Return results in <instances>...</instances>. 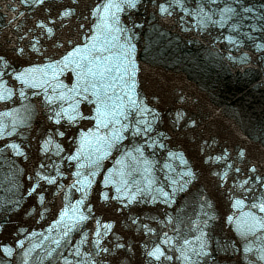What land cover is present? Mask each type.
Instances as JSON below:
<instances>
[{"label":"water","instance_id":"95a60500","mask_svg":"<svg viewBox=\"0 0 264 264\" xmlns=\"http://www.w3.org/2000/svg\"><path fill=\"white\" fill-rule=\"evenodd\" d=\"M102 2L106 0H76V4L73 0H45L43 5L33 0H0V56L9 61L8 68L0 62V79L14 93L0 101V114L11 113L0 115V122L12 132L0 140V244L15 250L11 256L0 250V264H25V259L27 264H66L65 258L70 264L77 260L90 264L83 253L96 251L92 242L97 220L101 226L111 224L108 234L101 235V245L110 251L92 257L100 264L105 260L107 264H264L258 259L264 250V229L254 225L248 215L255 212L257 217H264V213L251 208L250 195L243 205L233 207L242 191L234 185L252 175L248 169L253 163L258 167L256 174H264V47H258L264 45V0H183V6L172 4L171 15L161 14L158 4L172 0H137V7H124L117 13L119 21L114 27L121 31L90 41L86 37L93 34L91 25L98 17L90 16L89 10ZM198 5L218 23L201 24V17L196 15ZM225 6L232 12L224 13L222 20L220 9ZM65 7H75L76 11L68 18L58 17V10ZM41 19L54 26L51 36L40 35L35 25ZM81 24L87 27L81 29ZM228 36L233 39L229 41ZM33 37L39 40V52L30 47L35 42ZM85 44L87 49L82 47ZM77 45L81 46L80 53L66 66L60 63ZM19 48L24 49L22 56L16 52ZM89 61L112 71L103 79L86 76ZM33 66L37 70L31 76L40 86L25 85L15 78V72ZM93 85L126 110L121 123H152L151 139L144 145L147 137H134L126 130L116 147L108 149L98 143L86 146L80 160L84 167L79 170L85 176L92 171L96 175L84 204L78 207L89 219L62 237L70 222L61 219L60 210L82 196L68 187L76 179L72 173L77 171V162L66 157L78 145L53 136L47 152L41 147L56 128L66 131V136H78L81 130L97 126L95 119H79L71 125L67 119L60 125L49 119L62 109L69 115L79 112L94 116L97 104ZM86 87L87 93L83 91ZM21 90L24 96H20ZM84 95L94 102L85 101ZM46 96L60 99L49 103ZM129 99L137 101L140 108L147 105L148 114L135 115ZM177 113L185 118L179 123ZM111 131L100 129L101 135ZM12 142L20 145L21 155L4 148ZM57 143L64 149L59 156ZM137 146L144 148L142 157L135 152L124 155ZM225 148L228 156L215 160ZM240 148L245 149V157L238 155ZM105 151L108 154L101 156ZM169 152L176 155L169 156ZM98 157L99 167L90 166L89 160ZM41 163L47 166L45 175H56L52 165L65 174L55 185L39 181L37 191L30 195L28 190L37 184L35 172ZM235 168L241 172L236 173ZM189 170L194 177L187 175ZM121 172L131 173L123 177L133 185L129 192L141 189L135 201L129 202L117 191L122 187ZM225 172L228 179H221ZM105 175L115 183L105 186ZM161 189L169 197H164ZM100 192H107L109 199L101 200ZM262 192L264 188H255V196ZM145 224L155 231L145 230ZM248 228L253 230L244 235ZM165 233L170 243L161 246L173 259L153 261L147 251ZM85 236L88 242L80 243ZM57 239L60 245L53 243ZM18 240L23 241L22 246L17 245ZM117 244L124 247H114ZM77 247L79 257L75 255ZM246 247L252 251L245 252Z\"/></svg>","mask_w":264,"mask_h":264},{"label":"snow or ice","instance_id":"6c2138e0","mask_svg":"<svg viewBox=\"0 0 264 264\" xmlns=\"http://www.w3.org/2000/svg\"><path fill=\"white\" fill-rule=\"evenodd\" d=\"M33 2L36 5H43L45 3V0H33ZM73 4H76V0H73ZM172 4H178L183 6V0H172V3H159L158 9L161 14L165 15H171L169 9L172 7ZM124 7L127 8H135L137 7V0H120V2H117V0H106V2L97 3L94 7H92L89 10V14L92 17H98L97 22L93 23L91 25V28L94 30L93 34L90 36H87L86 39H89L90 41H94L98 38L100 35L110 36L113 31L119 32L121 31L120 28L114 27V24L119 21V16L117 15L118 12H121L124 10ZM199 11H196V15L201 17L200 23L204 24L206 22L211 23H218L217 21H213L211 18V15H209L207 12H204V9L202 6L198 5ZM50 11V9L48 10ZM76 11L75 7H65L63 10H58L57 16L68 18L72 16ZM185 12H188L189 10L187 8L184 9ZM247 11V9H245ZM221 12V19L224 20L225 16L224 13L232 12V9L225 6V8L220 9ZM206 18V19H205ZM51 20V17L49 18ZM85 20H87V17H85ZM38 29H40V35L43 36L45 33H47L49 36H51L54 32V26H49V22H46L45 19L38 20L35 25ZM81 29H85L87 27L86 24H81L79 26ZM233 27H236V25H233ZM31 31V30H29ZM28 33H25V36H27ZM21 39H24V37H21ZM34 41L31 43L30 47L35 51L39 52L40 48L37 46L39 43V40L35 37H33ZM229 41H231L233 38L231 36L226 37ZM68 43H71V41H68ZM95 46V45H93ZM84 49H87L88 45L82 46ZM258 47H264V45H259ZM81 51V46L77 45L75 48H73L72 52H69L66 56L63 57L62 61L60 63L69 62L71 57H74L75 55H78ZM16 52L19 53V55L24 54V49L19 48L16 49ZM0 62L3 63L4 68L9 67V61L6 60L3 56H0ZM89 66L85 70V75H91L93 78L99 77L100 79H103L104 76L107 75L108 72L112 71L109 67H103L101 68L99 65L92 64L91 61L88 62ZM47 67L51 68L52 65L49 64ZM78 67L84 68L83 65H78ZM36 67H29L24 68L18 72H15V78L19 81H21L23 84L28 85L32 84L34 87L40 86L39 84H36L35 77L31 76L32 73L36 71ZM115 71L119 72L120 68L117 67ZM93 88V95L96 97L95 103L97 104V107L95 109V115L91 117H85L82 113L76 112L75 115H69L67 110L62 109L61 111L55 112L53 115L49 116V119L54 120L56 125L61 124V120L67 119L69 125L75 124L78 122L79 119H87V120H96V127L94 129H88L87 131L81 130L78 136H66V131H61L60 128H56L54 132L50 131L47 139L44 140L43 145L41 147V151L47 152L48 146L52 144L53 136H59V137H65L66 139H70L73 143L77 144L78 147H76L75 152L68 155L66 159L68 161H76V167L77 171L73 172L72 175L76 177V179L73 181L71 185L68 187L71 189H74L77 192H81L82 196L81 199L76 200L74 204H66L64 208L60 210V217L61 219H67L70 222V227L67 228L66 231L62 232V237H68L69 233L78 227L79 224L89 219L88 215L82 214L80 208L78 207L81 204H84L85 199L87 198L89 194V189L91 188V185L93 183V177H95L96 172L92 171L89 172L87 176L84 175L83 172H81L79 169L83 168L84 165L80 163L81 158L84 155L86 146L91 147L93 143L103 144L106 148L111 149L113 147H116L119 143V141L124 139V131L128 130L131 131L132 135L134 137H140L144 136L147 137V139L143 140L144 145L149 144L150 132L152 131L153 125L152 123L145 121V120H138L135 121V123L129 122V123H121L120 118L125 117L126 118V110L122 107L120 103L114 102L111 97H108L106 93H101L97 91L96 85L92 86ZM85 93L88 92V88L86 87L83 90ZM12 89L7 87V82L3 79H0V101H6L10 99L13 96ZM20 96H24L25 93L21 90ZM33 95H37L36 93H33ZM55 99H60V97H53V96H46V100L49 103H52ZM83 99L87 101L88 103H93V100H90L88 95H84ZM78 103V102H77ZM129 105L136 109L135 115H147L148 114V108L147 105H145L143 108H140V106L137 104V101L129 99ZM51 111V110H50ZM0 115H11V113H4ZM155 119V116L153 117ZM185 119L180 113L176 114V123H179L180 120ZM192 124H195L196 121H191ZM16 121H13V127L12 131L15 132ZM119 124V129L116 128V125ZM62 127V125H61ZM8 128V125L0 122V140H2L4 137H8L12 135V132L6 131ZM103 128L105 132L108 131V129H111L110 135H101L100 129ZM159 136H163V133H159ZM153 144L156 143V141H152ZM161 148H164L165 145L163 143H160L159 145ZM5 149H12L15 151L16 155H21L23 150L21 149L20 145L12 142L10 144H4ZM57 156L60 155L61 152L64 151L63 147L60 144H56ZM99 151V149H97ZM130 152L139 153L142 157L144 154V148L142 146H137L134 149H131L129 152H125L124 155L128 156L130 155ZM108 153L101 152V156H106ZM169 156H175L176 154L173 152L168 153ZM238 155L240 157H245L246 152L244 148H240ZM228 156V150L227 148L224 149V152L222 155L216 156L214 159L217 161L224 160L225 157ZM230 158V157H229ZM63 159V158H62ZM99 159L97 160H89V165L98 168L99 167ZM209 160H212V157L208 158ZM182 163L187 164V161L181 160ZM120 163V161H118ZM145 164L148 162L145 160ZM46 165L41 163L39 165V168L35 172V176L37 178V184H34L28 191L29 194H33L37 191L39 187V181H45L50 185H55L57 183V180L59 177L64 176V172L59 169V167L52 165L56 169V175H45L44 170L46 169ZM231 167V165H229ZM112 170L110 169L109 172ZM252 175L246 179H243L239 181L238 185H234V189L236 187H239L242 191L240 192L239 196L234 200L233 207H239L245 203V197L251 196V199L253 200V203H251V208L256 209L259 213H264V192L261 193L259 197L255 196V188H264V174L257 175L258 167L255 163H253L252 167L248 169ZM236 173H240V168H235ZM131 173H124L121 172L120 175L122 177V187L117 188L118 192H122L125 197L128 198L129 202L135 201L137 199L138 194L140 193L141 189L136 188L134 191L129 192V187H132L128 180L123 179L125 175H130ZM189 176L194 177V173L189 170L187 173ZM215 175H220L219 173H216ZM29 179H32V177H29ZM221 179H228V175L225 172ZM105 186H107L110 183H115L108 175H105L104 180L102 182ZM151 183V181H149ZM252 185L253 187H249ZM234 189H231L230 191H233ZM59 190V189H58ZM161 194L164 197H169V193L166 191H163L161 189ZM99 197L101 200L107 201L109 199V195L107 192H100ZM120 197H112V199H118ZM42 199V197H41ZM67 199V197H66ZM208 206L211 207V203H208ZM89 209H91V205H87ZM248 215L252 218L254 225H259L261 229H264V217H257L255 212H249ZM229 221H232L233 217L228 216L227 218ZM54 223H59V221H54ZM163 223V221H162ZM143 228L147 230L148 232H154V229L149 228L148 225H143ZM111 229V224H104L100 225V221L97 220V231L95 233L96 239L93 243L94 248L96 251L94 253L92 252H84L83 255L90 258V264H100L96 259H92L93 255L96 257H99L101 253H108L110 251L109 248L103 247L101 245V235L106 236L108 234V231ZM252 228H248L245 230L244 235L247 234L248 231H252ZM87 238L82 237L80 243H86ZM18 246L23 245L22 240H18L17 242ZM54 244L60 245V240H54ZM170 238L167 236V233L164 234V238L159 242L156 243L150 250L147 251V256L152 258L153 261H161L162 259L165 260H172L173 257L166 255V250L161 246L162 244H169ZM185 244L188 243V241H184ZM114 247L116 248H122L124 245L117 244ZM147 247V246H146ZM0 250L3 251L4 254L7 256L13 255V252L15 251L10 245L7 244H0ZM55 251V249H53ZM245 252H251V248H245ZM27 255V254H26ZM51 255V253H49ZM75 255L79 257L81 255L80 249L77 247L75 248ZM183 255V252L181 253ZM185 259H188V257H185ZM259 260H264V250L261 251L260 256L258 257ZM66 264H70V262L67 261V258H65ZM25 264H27V259H25ZM76 264H80V261L77 260ZM103 264H107V260L103 262Z\"/></svg>","mask_w":264,"mask_h":264}]
</instances>
